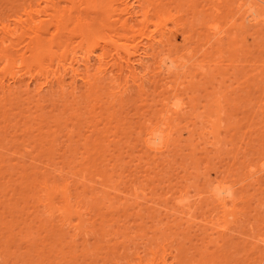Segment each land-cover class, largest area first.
I'll list each match as a JSON object with an SVG mask.
<instances>
[{
  "label": "rangeland",
  "instance_id": "374dc122",
  "mask_svg": "<svg viewBox=\"0 0 264 264\" xmlns=\"http://www.w3.org/2000/svg\"><path fill=\"white\" fill-rule=\"evenodd\" d=\"M163 1L193 32L195 55L177 81L170 77L179 109L168 116L166 145L156 151L142 143L145 123L157 121L168 94L154 63L142 84L124 75L118 85L105 79L93 86L83 72L60 86L52 77L55 53L65 48L80 57L96 39L95 63L104 41H127L106 26L102 9L83 10L81 3L69 14L71 4L60 2L56 16L51 9L34 15L50 22L39 65L28 63L30 32H0V82L12 88L0 89V264H264L252 246L264 231V29L232 21L222 6L235 0ZM20 2L0 0V25L12 27L23 15ZM213 4L224 9L225 31L216 39L199 22ZM78 15L81 25H96L87 36L56 32L54 18L75 27ZM180 38L178 31L175 42ZM37 71L38 81L30 79ZM13 72L21 81L12 83ZM222 178L234 185L236 209L245 211L234 224L208 194ZM59 207H68L67 216Z\"/></svg>",
  "mask_w": 264,
  "mask_h": 264
},
{
  "label": "bare ground",
  "instance_id": "6f19581e",
  "mask_svg": "<svg viewBox=\"0 0 264 264\" xmlns=\"http://www.w3.org/2000/svg\"><path fill=\"white\" fill-rule=\"evenodd\" d=\"M161 1L157 0L156 4L154 3L155 1H153L154 3L153 4L149 0H21V2L18 3L20 8L18 7L17 9H21L19 13L20 14L22 13L25 17L22 18L23 15L18 14L16 18H13L14 19L13 21L15 22L11 21L14 24L12 27H10V24L8 22L5 23L6 21L1 23L0 32L4 35L5 34L6 35L8 34L10 36L17 35L19 37L30 32V34L32 35L27 36L30 39H28L29 42L27 41L26 43H24V46L26 47L29 46L30 48H33V49L35 48V49L33 52H31L29 57H27L28 63L29 64L35 63L39 65V62H41L39 61L40 55L42 54L43 51L49 50V48H46L44 45L45 38H43V34L49 32L50 22L42 18H38L37 20H34L33 19L34 15H36L41 10L51 9L53 11V14H51V16H54V15L56 16V14H58L64 8V6H59L60 2H69L71 4L69 6V14L71 11H73L72 10L73 8L74 10L75 9L77 10L78 7L81 8L80 7L81 3L84 4L83 10L90 11L91 9L92 10L94 9L96 11V10L102 9V11H104L105 13L103 18L107 17V19L105 18L106 19L105 21L104 20L100 21L99 24L101 23V26H105L102 24V22L104 21L106 26H109V28H111L112 31L124 32L123 36H125L127 41L119 42L117 40H113L111 41V43L104 41L103 47L100 46L101 47L100 53L95 54L97 57L95 63L91 62L92 61L91 55L94 54L95 48L99 46L98 40L96 39L92 40L93 43H91L90 47H88L90 49L86 51L87 54L80 56V57H77L74 47H71V49L69 47L65 48L64 51H62V53L60 54L55 53L56 55L53 59H56L54 61L57 62V66L55 64L56 68L53 71L52 77L55 79L56 84L58 83L60 86H63V84H66L65 76L67 75L69 76L70 81H71L70 83H75L80 73H83V72L84 73L86 72V75L83 76V80L85 81V83H87V80L84 78L91 75V79H93L91 80V82L93 81L92 84H94L93 86L98 85L97 84L98 80L104 81L105 79H108L107 81L111 84L118 85L120 83L119 79L120 78L124 79V75L127 79L131 77L132 81H135L136 79L140 80L139 84H142L143 81L147 79L145 75L148 74V72L150 71L149 67L151 66V63H154L155 66L152 65V68H154L153 71L155 72L153 73L158 74L156 76H160V79H162V82H160L161 86L165 88L166 90L165 93L167 92L168 94L164 97V99H162L163 101L161 100L162 108H160L161 112H160V115L157 121L148 122L147 124L145 123V126H144L145 129L142 131L143 132L142 133L143 135L142 143L147 148L156 151V150L163 148V146L166 145L165 140H166V137L168 136V133L166 132L165 127L168 124L167 123L168 116L171 113L178 112V109H179V106L177 105L176 101L173 102L172 100L176 95L177 86L176 84L174 85L173 88L171 87L172 85L170 86V81H171L170 77L173 76L175 80L177 81L178 77L183 72L184 68L188 65V62H189V65L194 64L192 63L191 58L195 55L193 51V47L192 45H190V43H192L191 40L194 37L193 32H191L185 27L186 21H182L179 18L180 16L179 10L172 12V10L170 11L171 8H169V6H165V3H163L165 1H163L162 3ZM223 1H227V0H222L221 2ZM259 2L264 3V0H235L232 7H229V4L227 3L225 5H227L228 7L225 5L222 7L224 9L228 8L227 13H229L230 11L232 21H233V18L240 19L238 23L240 26L251 25V26H258L260 28L262 27L261 29H264V12L260 13L261 11L259 10L261 8H264L262 7L264 5L259 6L261 5V3ZM218 3H220V1ZM167 5H169V3H167ZM221 5L219 4H213L212 6L210 5L211 7L209 8L207 12L203 11L205 13V16L207 17L204 19V16H203L201 21H199L200 23H203L205 21L203 24L205 25V29L208 30L209 34L211 33L213 36H215V39L217 38L216 37L217 35L219 37V34L222 35V32L225 31V29L223 28L224 26L220 25V20H219V16L222 13L221 10L223 9ZM207 6H209V4H207ZM76 14L81 15V13H76ZM10 15H12V13H10ZM80 15H78L79 17H77V19L75 18L77 20L76 21L77 23L76 22L73 23L75 24V27L73 26L68 27L69 25L67 24L66 20H63L61 22L59 18H54L56 21L55 22L56 29H57L56 32L60 31V29L61 31L64 30L62 32V35L63 34L68 35V37L70 38L72 36L70 34L73 31H75L74 29L76 30L78 29L80 35L84 33V35L87 36V34L91 32L96 27V25L93 26V23L91 22L87 23L86 25L85 24L81 25V23H86V21L83 22L85 19L81 20ZM223 15L225 16V14ZM8 16L9 14H7V17ZM70 19L71 18H69V20ZM9 20H12V19H9ZM169 22L173 24L172 27L168 26ZM77 25H79V27H76ZM149 25H153V28L149 29ZM178 31L181 33V38H180V42L176 43L175 36ZM154 33H157L158 36L156 37ZM196 33L197 35L199 34L198 32ZM51 35L52 37L54 36V34H51ZM208 41H211V40L207 39V42ZM20 42L21 41H19L16 45L20 44ZM15 50L18 51V48H16ZM23 53L21 52L20 54L21 60L24 59ZM66 53H68L69 56H67L68 54ZM203 53L202 55L204 56ZM61 54L63 55L66 54V56L62 57ZM187 59L188 60L190 59V60L186 61ZM7 60H8V57H7ZM200 65H204V64L201 63ZM91 70H93V72H90ZM38 72L39 71H37L34 74H30L29 78L36 79V77L38 76L36 74ZM88 72H90V74H87ZM122 75L123 77H121ZM156 76L155 78L154 77L153 78L156 79L157 78ZM10 79L14 80L12 81V83L15 82V80L21 81V76L17 75V72L15 73L13 72L11 74ZM154 79L153 81L155 82ZM36 80L38 81V78ZM50 80L51 78L48 80L45 78V81L43 83L46 82V84L47 83L49 84ZM156 80L158 81L159 79H156ZM126 82L127 81L125 80V83ZM8 84L9 83L7 84L5 83L4 85L3 82H0V89L6 90V91L12 90L11 85L9 84L10 85L9 86ZM126 86H123L122 88L124 87L127 88ZM128 87H131V86L128 85ZM122 90H126V89H122ZM122 90L121 92H123ZM261 145H264V144H261ZM251 170H252L251 168L248 169V172H250V174L252 173ZM43 186H46L45 188L48 190L47 195L50 194L51 188L48 189V187L50 186L48 184L45 185L44 183H43ZM233 186L234 185L229 183L225 178H222V179L217 180L215 186H213L214 188L212 187L208 191V194L212 198V201L215 202L216 206H218L217 209L219 210L217 211L219 212L221 211L220 213H222L223 217H225L224 220H226L227 218L226 221H228L229 224L230 223L234 224L235 223L234 221L240 220L242 218V214H244L245 212V211L243 212L242 210L236 209L235 205H236L237 198L234 195L235 189L233 188ZM46 205L48 206L49 213L51 214V212L53 211V207L55 208V206L54 205L52 206L49 200L46 202ZM60 208L62 207H59L57 209L61 213V216H67L66 214L68 213L67 211L68 207H63L61 210ZM251 215L253 216L254 214H249V216ZM262 216H264V214H262ZM251 221L252 223L256 222L253 220ZM257 226H260V225H257ZM228 227L229 225L227 224L223 228H228ZM234 227L235 226H232L231 229H233ZM260 229L259 231H262ZM259 231H258L259 234L257 236L255 235V238H253L255 239L254 241L256 245L255 246L252 244L251 245L253 247H257L256 250L258 249L257 251H259V255H260L258 256L261 257V261H264V231L262 232H259ZM242 234H245V233H242ZM248 244H250V242H248ZM257 251L254 250V253ZM203 256L204 255H202V257ZM199 262L200 263L203 262L201 264H205L204 262L206 261L201 260ZM256 263L258 264V262Z\"/></svg>",
  "mask_w": 264,
  "mask_h": 264
}]
</instances>
